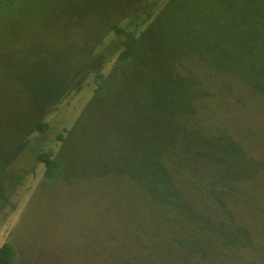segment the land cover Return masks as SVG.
Masks as SVG:
<instances>
[{
    "label": "rangeland",
    "instance_id": "obj_1",
    "mask_svg": "<svg viewBox=\"0 0 264 264\" xmlns=\"http://www.w3.org/2000/svg\"><path fill=\"white\" fill-rule=\"evenodd\" d=\"M105 2L73 0L70 4L69 0H0V246L10 241L17 246L20 255L28 251L31 244L36 249L41 248L43 244L39 241H42L45 228L49 230L46 234L52 241L59 242L55 237L61 239L59 232L64 224L66 229L69 226L73 230L69 235L63 234L71 240L66 237L58 245L53 244L57 245L55 247L51 243L46 246L47 250H67L68 254L71 250L80 249L84 253L86 249L97 250L98 239L103 242L108 237L114 240L103 243V248H117V252L121 251V255L126 256L128 262L125 264H185L177 254L165 259L161 252L153 253L148 247L132 243L140 231L141 244H150L151 239L143 235L153 237L151 231L160 235L162 227L159 224L165 226L164 220H167L174 226L177 218L163 219L165 210H162L159 211V218L153 216L146 219L143 216L135 226L128 225L137 213L129 215L121 209V205L129 198L139 199L138 195H134L138 190L131 185L133 183L129 177L112 179L105 175L103 156L88 153V148L97 140L96 136L85 134L89 128L78 130L71 138L67 137L80 115L93 103L101 80L113 78L110 73L117 54H110L102 60L103 63L95 64L91 60L102 57L101 52H108L105 47L113 40L111 33L103 37L97 48L92 47L91 54H87L86 58L82 53L80 55L82 48L77 45L96 28L94 13L107 10ZM152 2L155 12L159 13L169 0ZM238 3L240 19L229 23L261 27L264 0H239ZM124 5L115 1L114 8H123ZM71 10H76L78 20L69 19ZM191 10L196 11L197 6L192 5ZM86 12L89 13L84 17ZM172 19L167 27H160L162 37H151L153 43L161 44L159 56L170 61L177 54L182 56L187 53L184 59H195L188 46L202 42L196 34L208 22L203 24L197 20L194 23L195 32L192 26L186 29L178 17ZM147 25L122 24V27L128 35L132 29L142 31ZM182 39L187 46L175 52L170 45ZM88 61L94 65L90 66ZM13 65H16V69L7 75V70ZM84 65L89 67L84 69ZM73 68L77 69L67 75ZM175 70L181 74L178 79L184 90L188 91L190 87L193 90L192 96L182 94L178 103V110L189 111L190 114L178 112L177 121L196 126V131L200 132L196 142L219 138L214 149L224 147L222 151L229 158L236 156L238 173L245 175L241 186L226 197V209L219 211L230 217L233 226L225 231L218 230L215 245L205 249L210 254L202 260L203 264H264V82L245 85L239 79H232L229 71L221 73L213 68H204L198 60H194L191 66L176 65ZM235 73L244 74V71ZM97 74L102 79L97 78ZM121 75L119 73L113 79L115 83L109 90L110 97H97L96 100L119 103L129 111L132 109L131 98L125 96L117 85L122 81ZM259 77V81H264V73H260ZM66 82L69 89L58 96L46 113L35 118V112L46 108L51 99L61 93ZM222 82L227 83L226 89ZM153 84L156 86L158 81H153ZM145 88L150 89L148 86ZM164 90L165 85L160 83V91L151 94V97L164 95ZM159 104L155 103L157 106ZM33 118L43 119L48 129L43 133L31 131L29 139L22 141ZM59 134L67 138L61 142L57 139ZM60 149V164L65 162L61 177L66 183L57 177L54 183L49 184L43 179L44 167L37 161V155L48 151L58 155ZM189 157H194L191 172L201 182L209 175L214 174L215 178L223 176L228 167L218 165L217 169H208L212 165L195 155ZM208 157L215 158L214 153L208 154ZM230 185L227 182L224 187L229 190ZM52 187L55 193L50 195L47 190ZM200 193L205 195L204 190ZM116 197H122L116 211L111 213V217L103 218L107 204L118 200ZM80 209L82 215L88 216L86 231L80 229L83 224L77 226L76 215L80 214ZM144 211L148 213L146 208ZM143 218L146 220L144 224L140 223ZM169 236L170 233H164V239L159 242L167 253L172 251ZM125 237L129 241L123 245ZM210 240L204 235L198 244L202 247ZM173 251L179 252L176 248ZM26 261L36 263L32 251H28Z\"/></svg>",
    "mask_w": 264,
    "mask_h": 264
},
{
    "label": "trees",
    "instance_id": "obj_2",
    "mask_svg": "<svg viewBox=\"0 0 264 264\" xmlns=\"http://www.w3.org/2000/svg\"><path fill=\"white\" fill-rule=\"evenodd\" d=\"M105 1L108 9L94 13L97 22L96 28L84 36L77 45L82 48L80 55L82 53L86 58L87 54H91V48H97L103 37L111 33L113 40L105 47L108 52H101L103 53L102 57L91 60L98 64L110 54H117L114 68L110 73L113 78L102 79L101 75L97 74V78L102 80L95 90L93 103L89 105L87 111L80 115L76 124L69 130L70 134L67 137L71 138L72 134L78 130L89 128L85 130V134L87 136L94 135L97 140L88 148V153L103 156L102 163L106 166L105 175L112 179L114 177L118 179L121 176L129 177L128 179L133 183L131 185L138 190L134 195H138L139 199L129 198L126 203L121 205V209L129 215L137 213V216L135 215L128 225L135 226V223L143 216L146 219L153 216L159 218V211L162 210H165L163 219L174 220L177 218L178 222L174 226L167 220H164L165 226L159 224L162 227L160 235L149 229L153 237L149 234L143 236L151 239L150 244H141L139 237L142 236V233L140 231L137 233L136 241L132 240V243L148 247L153 253L154 251L161 252L165 259L177 254L183 258L182 261L185 264H203L202 260L207 259V254H210L205 249L215 245V236L218 230L225 231L233 226L230 217L227 214H220L219 211L226 209V197L234 194L235 189L241 186V181L244 180L242 177L245 178V175L240 176L238 173L239 164L236 162V156L232 159L229 158L222 151L224 147L214 149L215 142H218L219 138L200 139L196 142V138L198 135L200 136V132L196 131V126L184 121H177V113L181 111L178 110V103L182 94L187 93L192 96L193 90L191 87L188 91L184 90L178 79L181 74L175 70V66L182 64L191 66L194 60H198L204 68H213L221 73L229 71V76L232 79H239L245 85L264 82L259 81V74L264 73V15L260 16V21L263 20L260 24L261 27H251L244 23H229V21L240 19L239 0H169L166 7L160 9L159 13L155 12V4L152 0ZM115 1L125 4L124 7L114 8ZM72 2L73 0H69L70 4ZM192 5L197 6L196 11L191 10ZM75 11L69 12V19H79ZM89 12H86L84 17ZM177 17L181 24L186 26V29L193 27L195 32L194 23L197 20L203 24L208 22L196 34L198 38L202 39V42L188 46L192 50L191 54L195 57L193 60L184 59L187 54L184 53L182 56L177 54L175 59L168 61L165 57L159 56L161 44L153 43L151 39L153 36L162 37L160 27H167L173 20L172 18ZM122 24L148 25L144 27V29L147 28L145 31H143L144 29L142 31L132 29V32L127 35ZM186 46L187 42L184 39L170 45L175 52ZM88 64L90 65L89 61ZM89 65H84V69ZM15 69L16 65H13L6 74H10L11 70ZM75 69L77 68H73L67 75ZM140 71L142 75L139 76ZM238 71H244V74L235 73ZM119 73L122 74L120 76L122 81L116 83L121 87L123 94L131 98L132 109L129 111L119 103L109 104L96 100L97 97H110L109 90L115 83L113 79ZM153 81H158V84L155 86ZM160 83L165 85L164 95L152 98L151 94L160 91ZM222 84L226 89L227 83L222 82ZM146 86L150 89H146ZM30 88L32 91L33 86L31 85ZM68 89V82H66L61 93L52 98L46 108L42 107L35 112V118L46 113L48 107H51L58 96L64 94ZM231 92L234 93L232 90ZM156 102H160V104L157 106ZM181 112L190 114L189 111L182 110ZM93 113H97V115L94 116ZM32 121L24 133L22 141L29 139L31 131L43 133L48 129V124L43 119L34 120L33 118ZM67 137L59 134L57 139L63 142ZM219 150L221 154L218 152ZM210 153H214L215 158H209L208 154ZM189 155H195L204 163L212 165L208 166V169H217L218 165H228V167L224 170L223 176L215 178L214 174L209 175L201 182L191 172L194 157H189ZM60 156L62 153L57 155L54 151L37 155V161L44 167L43 179L49 184L54 183L57 177L58 179L62 178V165L65 162L60 164ZM175 173L177 174L174 177ZM86 179L88 180V178ZM62 180L65 182L63 178ZM227 182L231 184L229 190L224 187ZM120 190L124 189L120 188ZM202 190L205 195L200 193ZM53 192L55 193L53 187L48 188L47 193L51 195ZM122 197H116L118 200L112 202L109 201L104 209L103 218L111 217V213L116 211L117 204L120 203ZM145 208L148 211L147 214H145ZM81 212L80 209V214L76 215L77 226L83 224L80 229L86 231L88 216L82 215ZM145 222L146 220L144 221L143 218L140 223L144 224ZM147 228L149 227L147 226ZM71 231L73 230H70L69 226L66 229L62 224L59 232L61 239L55 237L59 242H53L52 238L46 234L49 230L45 228V231L42 232L44 233L42 241H39L43 247L36 249L35 245L31 244L28 250L32 251L36 263L26 261L28 251H24L20 255L14 243L5 242L0 246V264H72V262L74 264H125L128 262L126 256L121 255V251L117 252V248H103V243L114 240L108 237H105L103 242L98 239L97 250L86 249L84 253H81L80 249L71 250L68 254L67 250H47V245L52 243V247L57 246L68 237ZM164 233H170L169 242L172 246L170 253L165 252L159 246V242L164 239ZM204 235L211 240L207 245L201 247L198 241ZM128 241L129 239L125 237L123 245ZM156 245L159 248H155ZM177 246L179 247L177 248ZM174 248L179 252H174ZM201 256H203L202 259L196 261ZM76 259L82 262H78Z\"/></svg>",
    "mask_w": 264,
    "mask_h": 264
}]
</instances>
